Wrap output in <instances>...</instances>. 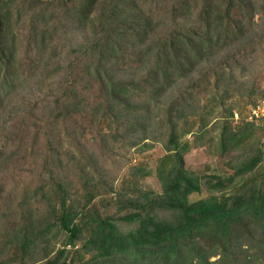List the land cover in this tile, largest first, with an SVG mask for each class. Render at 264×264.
Listing matches in <instances>:
<instances>
[{"label":"trees","instance_id":"16d2710c","mask_svg":"<svg viewBox=\"0 0 264 264\" xmlns=\"http://www.w3.org/2000/svg\"><path fill=\"white\" fill-rule=\"evenodd\" d=\"M262 54L264 0H0V264H264V180L226 194L183 159L215 127L234 174L264 159L225 103ZM155 143L158 189L119 182Z\"/></svg>","mask_w":264,"mask_h":264},{"label":"rangeland","instance_id":"374dc122","mask_svg":"<svg viewBox=\"0 0 264 264\" xmlns=\"http://www.w3.org/2000/svg\"><path fill=\"white\" fill-rule=\"evenodd\" d=\"M96 11L97 9H94V11L89 14L90 22L92 20V25H95L96 23ZM253 21H257L256 16L253 17ZM93 28L94 27H90L88 29L89 32L86 33L92 35ZM68 38L70 39V41L66 42V46H70V44L75 41L72 40L73 38ZM233 73L235 75L236 80L233 75V77L229 79V82L235 90L231 91V93L233 94L230 93L228 99L225 102L226 104H228L229 102H235L238 106V110L234 109L235 112L233 114L231 122V129L232 131L241 130V133H243L244 131L245 134L243 133V144L245 143V141L255 142L258 136L257 133L259 132L256 133L254 128H248L247 125L244 124V121L245 119H251L252 116L254 117L255 114L256 115L254 119L257 120L256 118L258 115H260V111L264 110V97L261 96V92H264V54H262V56L257 59L251 60V62L245 67V69L242 70V75H240L241 69L239 68H236ZM238 81H243V84L239 85ZM248 93H252L249 97V100L251 101V103L255 104V106L252 107V105L250 104L240 106L242 99L241 97L246 96ZM156 109L157 108H155V110H153L149 114L153 115L156 112ZM256 124H261V122L257 121ZM247 129H249L248 132H246ZM218 131L219 130L216 127L208 128L205 130V136L203 138L204 142L200 146L190 149L183 155L185 166L189 169L196 171L199 174L217 175L227 180L229 178L227 187L222 190V192H225L226 194H230L231 192H233V190L238 189L241 181L248 177V175H250L251 173L256 172L255 174L259 175V181H263L264 179L260 177V174L263 169H260V167L264 166V159L260 163L256 164L250 172H246L242 175H236L233 173V169L230 167V164H232L231 156L236 153L237 150H230V153H221V150H219L217 144ZM183 138H187L189 142L192 141L191 137L186 136ZM259 141L257 142L264 151V131ZM161 154L162 149L160 145L156 143L153 144L152 147L144 150L136 147L129 148L125 154V157L122 160L124 161V163H122L120 167V177L118 178L119 182H121V180L126 177V172L128 171L129 166L135 165L140 167L141 169H144V171H148L149 173L148 175H145L143 179L138 180L139 185L149 189H158V185L156 182L157 179L155 175L156 158ZM115 159L117 162L118 157L116 156ZM115 159H109L108 162L111 166H114ZM210 193H212L210 190L202 187L200 192L190 194L189 198L191 200H195L205 197ZM108 203L109 205L106 206ZM103 204H105V206H101V211L109 212L112 210L111 200L109 198H107ZM97 205H99L98 202H96V206ZM252 252H254V249H252ZM215 258V256H212L209 258V260H214Z\"/></svg>","mask_w":264,"mask_h":264},{"label":"built area","instance_id":"2783aa9c","mask_svg":"<svg viewBox=\"0 0 264 264\" xmlns=\"http://www.w3.org/2000/svg\"><path fill=\"white\" fill-rule=\"evenodd\" d=\"M253 111V110H252ZM253 114H255V113H253ZM256 115V114H255ZM255 115H254V117H255ZM258 116H260L262 119H264V110L263 111H260V115H258ZM257 116V117H258Z\"/></svg>","mask_w":264,"mask_h":264}]
</instances>
